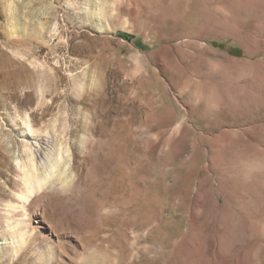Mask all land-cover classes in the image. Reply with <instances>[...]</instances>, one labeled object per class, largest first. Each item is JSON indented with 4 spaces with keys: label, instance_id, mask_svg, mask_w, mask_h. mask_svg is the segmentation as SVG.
I'll use <instances>...</instances> for the list:
<instances>
[{
    "label": "rangeland",
    "instance_id": "1",
    "mask_svg": "<svg viewBox=\"0 0 264 264\" xmlns=\"http://www.w3.org/2000/svg\"><path fill=\"white\" fill-rule=\"evenodd\" d=\"M0 264H264V0H0Z\"/></svg>",
    "mask_w": 264,
    "mask_h": 264
}]
</instances>
